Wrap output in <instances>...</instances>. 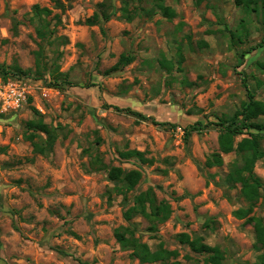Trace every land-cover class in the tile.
I'll return each instance as SVG.
<instances>
[{"label": "rangeland", "instance_id": "1", "mask_svg": "<svg viewBox=\"0 0 264 264\" xmlns=\"http://www.w3.org/2000/svg\"><path fill=\"white\" fill-rule=\"evenodd\" d=\"M102 3L111 19L88 24ZM158 4L175 17L155 12ZM36 5L52 11L53 44L38 33ZM262 20L261 10L234 0H0V65L34 73L42 51L47 67L41 77L0 75V264H143L115 237L128 227L153 251L161 243L177 251L183 264H204L205 256L182 245V233L220 247L223 264H256L253 226L235 216L249 204L241 184L227 179L245 156L221 152L219 124L248 92L264 102ZM122 56L133 61L108 73ZM55 65L59 86H50ZM115 107L174 126L137 122ZM39 118L57 134L45 155L28 139L27 123ZM196 123L202 130L188 136ZM135 150L150 162L120 156ZM214 153L223 166H206ZM112 168L142 173L127 199L109 178ZM254 175L262 188L252 215L264 217V159ZM149 189L173 210L155 232L142 216L124 218Z\"/></svg>", "mask_w": 264, "mask_h": 264}, {"label": "trees", "instance_id": "2", "mask_svg": "<svg viewBox=\"0 0 264 264\" xmlns=\"http://www.w3.org/2000/svg\"><path fill=\"white\" fill-rule=\"evenodd\" d=\"M234 2L236 6L241 7L248 12L259 13L261 10L263 14L262 25L264 28V0H234ZM99 8V13H95V15L87 21L88 24H96L101 20L107 22L111 19L109 7L106 3L100 4ZM156 8L155 12L161 13L163 17L169 20L173 19L176 15L175 11L171 7H167L163 4H158ZM34 10L35 16L42 21V24L38 27L39 35L49 44H53L52 39H54L53 35L55 29L52 28L51 21L47 20V18L52 15V11L48 8H41L38 5L34 7ZM122 12L126 20H133V15L129 11L128 7H124ZM147 14L150 15V11H148ZM59 22L60 20L58 23ZM262 46L263 45H259L258 47ZM41 57L42 51L37 53V70L34 73L31 70L23 71L18 65L10 68L5 65H0V75L5 80L13 76L29 77L38 75L39 77L40 75L41 77L43 76L44 71L47 70V67L42 62ZM180 57L181 59L179 61V65L181 66L184 58L181 54ZM132 61V56H122L119 62L111 70H109L108 73L117 71L121 66H127ZM163 65L168 66V63L166 62V65L165 63ZM178 69H180V67ZM56 71H58V65H55L53 71L51 72L53 80L54 76H56ZM50 86H59L58 81L54 80V83H50ZM248 97L249 101L243 104L241 110H239L231 118V120H221L219 124V126L222 127L220 149L221 152L225 154L237 152L240 155L245 156V165L230 174L227 179L229 184H241V197L247 201L249 207L236 210L235 216L240 220H245V224L253 226L256 239L254 246L256 251L259 253L256 264H264V217L252 215L256 203L261 198L262 182L254 175V168L259 160L264 159V149L262 147V142L264 141V124L257 122L260 117L264 116V102L256 100L255 95L251 92H248ZM115 109L119 112H125L129 115L135 116L137 118V122H151L155 126H174L170 123L158 122L154 118L147 117L140 112L133 111L130 108L120 109L119 107H115ZM200 126V123H196L191 125L189 129H186L188 136L192 132L201 131L202 129ZM27 131L30 133L28 139L32 141L34 148L33 151L35 154L45 155L46 153L51 152L57 138L56 130L51 129L49 125L44 123V121L39 118L31 120L27 123ZM39 134H44L46 136V140L42 142L38 141L41 138ZM239 135L245 137H243L235 145L234 138ZM120 156L121 158L127 160L136 158L142 163L150 162V160L145 157L143 152L136 150L122 152ZM223 164L224 160L222 155L220 153H214L208 158L206 166L213 168L221 167ZM246 174H248V176H246ZM109 178L112 181L120 183V187H118V189L122 191V194L127 199V194L135 190L137 185L140 183L142 173L137 170L124 171L119 168H112L109 171ZM172 213L173 210L171 204L166 200L159 201L154 191L149 189L148 191L135 196L134 204L124 212V218L127 222H131L135 217L142 216L153 223L150 230L155 232V224L166 222L170 219ZM115 237L123 249L132 251V258H137L143 264H183L180 260H178L179 253L177 251L168 250L162 243L159 245L157 250L153 251L149 245L142 243L139 239H137L135 237V230L129 227L118 228L115 231ZM178 241L182 245L188 246L194 253L205 256L204 264H223L224 254L220 247L211 246L205 243L203 238H191L188 234L182 233L178 235Z\"/></svg>", "mask_w": 264, "mask_h": 264}, {"label": "crops", "instance_id": "3", "mask_svg": "<svg viewBox=\"0 0 264 264\" xmlns=\"http://www.w3.org/2000/svg\"><path fill=\"white\" fill-rule=\"evenodd\" d=\"M244 29H246V27H244ZM258 48H260V47H258ZM257 47L255 48V49H252L251 51H248V52H250V53H245V54H251L252 53V51H255V50H257L258 49Z\"/></svg>", "mask_w": 264, "mask_h": 264}]
</instances>
